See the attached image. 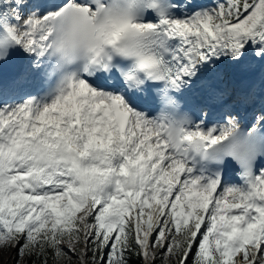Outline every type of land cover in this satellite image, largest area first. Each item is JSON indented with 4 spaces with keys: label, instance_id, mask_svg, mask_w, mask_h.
Instances as JSON below:
<instances>
[{
    "label": "snow or ice",
    "instance_id": "snow-or-ice-1",
    "mask_svg": "<svg viewBox=\"0 0 264 264\" xmlns=\"http://www.w3.org/2000/svg\"><path fill=\"white\" fill-rule=\"evenodd\" d=\"M0 247L264 264V0H0Z\"/></svg>",
    "mask_w": 264,
    "mask_h": 264
},
{
    "label": "rangeland",
    "instance_id": "rangeland-1",
    "mask_svg": "<svg viewBox=\"0 0 264 264\" xmlns=\"http://www.w3.org/2000/svg\"><path fill=\"white\" fill-rule=\"evenodd\" d=\"M0 250L4 253L3 254V256H2V258H0V264H12V261H11V263H3L2 262V260H4V259H7L8 257H9V255H10V249H5V248H3V247H0Z\"/></svg>",
    "mask_w": 264,
    "mask_h": 264
},
{
    "label": "bare ground",
    "instance_id": "bare-ground-1",
    "mask_svg": "<svg viewBox=\"0 0 264 264\" xmlns=\"http://www.w3.org/2000/svg\"><path fill=\"white\" fill-rule=\"evenodd\" d=\"M9 251H10V255H9V257L7 259L2 260L3 263H11L12 256H13V251L11 249ZM3 252L0 250V258H2L3 254H4Z\"/></svg>",
    "mask_w": 264,
    "mask_h": 264
}]
</instances>
